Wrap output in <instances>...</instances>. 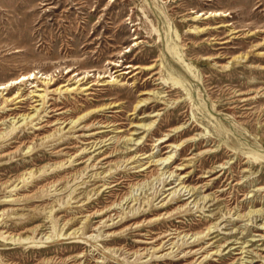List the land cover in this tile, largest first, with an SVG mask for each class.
<instances>
[{
	"label": "rangeland",
	"instance_id": "1",
	"mask_svg": "<svg viewBox=\"0 0 264 264\" xmlns=\"http://www.w3.org/2000/svg\"><path fill=\"white\" fill-rule=\"evenodd\" d=\"M1 84L0 264H264V0H0Z\"/></svg>",
	"mask_w": 264,
	"mask_h": 264
},
{
	"label": "bare ground",
	"instance_id": "2",
	"mask_svg": "<svg viewBox=\"0 0 264 264\" xmlns=\"http://www.w3.org/2000/svg\"><path fill=\"white\" fill-rule=\"evenodd\" d=\"M216 14H218V13H216ZM174 48V47H173ZM174 50V49H173ZM175 52H176V54H177V57H179V59H182V56H181V54H179V52L178 51H176L175 50ZM190 65V64H189ZM128 67H130V66H133V65H127ZM153 67V64H151V65H149L148 67H145L146 69H149V68H152ZM190 67V66H189ZM134 68H139V65H136ZM125 72H128L127 70H124ZM129 72H131V71H129ZM123 73V72H122ZM32 74H33V72H30L29 73V76H28V78H30V76H32ZM22 78V80H24V79H26V77H27V75L25 74V75H23V76H21ZM32 77H35V75L34 76H32ZM170 80H171V82H172V84L173 85H175V87H182L183 86V81L178 77V76H175V75H173V74H170ZM19 80V78L16 80V82ZM116 80V79H115ZM21 81V80H20ZM5 87V85L4 84H1L0 85V89L1 88H4ZM58 88V87H57ZM54 99V98H53ZM67 109H69V108H67ZM67 111V110H66ZM63 113V112H62ZM150 116V115H149ZM155 116V115H154ZM83 117V115L82 116H80L79 118H82ZM142 123V122H141ZM144 127L146 126V124H142ZM166 140V139H165ZM162 141H164V138H161V142ZM129 154V153H128ZM112 155V154H111ZM172 155H169V156H167V157H164L163 158V160L164 161H166L167 159L169 160V158L171 157ZM159 160H162V159H159ZM163 161V162H164ZM160 162V161H159ZM165 165V164H164ZM170 188H172V187H170ZM175 191V190H174ZM208 230V229H207ZM191 234V233H190ZM30 237V236H29ZM204 243V242H203ZM211 261V260H210ZM244 262V261H243Z\"/></svg>",
	"mask_w": 264,
	"mask_h": 264
}]
</instances>
